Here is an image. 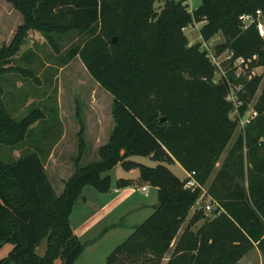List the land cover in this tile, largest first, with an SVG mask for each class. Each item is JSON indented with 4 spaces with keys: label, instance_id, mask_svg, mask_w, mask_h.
I'll use <instances>...</instances> for the list:
<instances>
[{
    "label": "trees",
    "instance_id": "trees-1",
    "mask_svg": "<svg viewBox=\"0 0 264 264\" xmlns=\"http://www.w3.org/2000/svg\"><path fill=\"white\" fill-rule=\"evenodd\" d=\"M8 1L23 21L11 40L0 45V143L12 150L25 146L12 161L0 159V246L12 245L0 264H55L56 260L73 264L83 243L69 215L74 203L85 199L81 194L85 184L98 191L113 185L157 187L154 210L109 252L105 264H159L174 239L165 264H235L253 244L264 257V82L262 108L244 125L243 135L236 136L208 182V192L223 211L193 230L190 225L201 217V211H194L176 238L199 190L183 188L182 179L163 163L175 159L203 182L236 125V119L227 115L231 103L223 97L226 83L212 82L214 65L199 42L187 43L182 28L201 22L198 33L203 40L220 32L223 41L214 44V52L231 50L245 59L249 69L264 62V41L254 25L241 29L237 15L257 7L264 11V0H199L190 10L184 0ZM29 29L38 30L56 49L54 35L75 30L78 39L59 65L78 55L114 98L115 123L98 148V159L80 163L85 148L80 127L74 170L59 193L44 165L62 131L57 104L36 105L14 117L4 98L8 91L1 85L15 84L13 73L38 81L31 67L13 63ZM34 55L31 50L22 52L18 61ZM241 76L235 79L241 82ZM258 79L252 75L243 83L253 90ZM243 108L244 104L238 106L240 113ZM38 125L39 137L26 141ZM243 145L245 169L240 156ZM132 155L149 156L157 163L147 165ZM118 163L127 170L138 168L137 178L118 177L112 183L107 171ZM46 235L48 246L41 256L37 247Z\"/></svg>",
    "mask_w": 264,
    "mask_h": 264
},
{
    "label": "rangeland",
    "instance_id": "rangeland-1",
    "mask_svg": "<svg viewBox=\"0 0 264 264\" xmlns=\"http://www.w3.org/2000/svg\"><path fill=\"white\" fill-rule=\"evenodd\" d=\"M184 1L186 2V8L188 9H191L192 5H194L196 1L197 3H199V0ZM8 4L10 6L12 5L9 1ZM6 5L7 4L5 3V0H0V13H2L0 15H3V18L7 14V11H5ZM257 8H260L262 12V19L264 20V11L261 9V7ZM6 22H10V20L7 19ZM200 24L201 22L199 21L187 24L182 28V31L187 38L188 44L199 42L200 48L206 50L211 55L215 51L214 44L220 41L222 42L223 37L220 32H216L209 36L206 40L201 39L198 33ZM3 26H1L0 28V45L2 43H8L5 41L6 34L5 28ZM78 36L79 35L75 30L62 35L55 34L54 38L58 43L57 49L49 44L45 38L41 43H33V46L36 49L37 53H35V56H33L34 60H31L28 63L22 60L21 62H19L20 60L18 61V51L15 54L17 58H15L13 63H21L25 67H31L35 74V71L41 72L40 78L37 76L38 81H36L33 77H25L20 73H13L14 78L18 77V79L22 80L23 84L19 85V87L17 88H12L9 86L6 88L3 82L1 84L3 88L7 89L8 91L7 95L4 96V98L6 99V103L8 104V109L10 110L11 114L17 118H20L28 113V111L36 105L42 106L47 103H56L59 107V100L62 110L63 112H65V141L63 142V146L59 147L56 151L55 157L53 154L50 158L46 157L44 161L46 172L49 175L48 177L52 181V184L57 191L62 190L63 185L61 183H64V180L74 170L73 158L78 151V140L80 136L77 132L79 131L80 127H82L81 138H83L85 143V148L80 163L84 164L89 160H95L99 157L98 148L101 144L105 143L108 140L115 123L113 118V94L106 90L90 75L78 55H74L69 60L67 65H61L62 67H59L61 69L53 65L57 64L59 66L61 57L66 56L67 49H69V47L73 45L75 40L78 39ZM29 46L30 41H28V39L26 38L24 43L21 44L19 50H21L22 52H28V50L33 51L32 49H30L32 46ZM223 54L224 53H221V56L218 54L215 58H210L211 60H220V67H217L214 64L215 70L213 71V76L211 78L212 82L225 83V79H227L230 83L238 81L233 78L231 67L225 62V60L222 59V57L224 56ZM261 55L262 60H264V53ZM259 59L261 60L260 56H256V60L258 61ZM47 62H49L50 64H46ZM53 68L56 70L59 69L57 77L55 79L49 75L52 71H54ZM241 75V82H239L242 84V87H240L238 90L234 88L233 96H237L239 98V105L244 104V108L240 113L241 116L249 117L253 110L257 114L259 112V109L262 108L259 107V97L261 93V86L264 82V62L260 61L259 63L251 66L249 69L245 68L244 71H242ZM252 75H258L259 79L255 88L253 90H250L244 85L243 82L244 80L249 79ZM52 78L53 80H51ZM29 95L32 96V99L30 101H26L27 98L30 97ZM38 98L41 99L37 100ZM30 102L34 103L29 104ZM263 110L264 107L261 109V111ZM50 113L53 114L54 112ZM244 125L245 124H240L239 120H237L231 137L229 138L223 150L218 155L210 173L207 175L203 182H199L201 186V189H199V191L203 192L201 198L203 199V201L208 198V196L212 200L217 201L207 190L208 182H210L221 161L227 155L228 149L233 145L236 136L238 134L243 135ZM39 132L40 125L33 128V130L26 135L25 140L27 141L28 139H30V141H32L33 139L38 138ZM52 135H54V132L52 133ZM51 139H53V137L49 139L47 138L48 141H51ZM24 146L25 143L17 145L18 149L16 152L18 154L23 152ZM12 148V146L0 143V159L4 161H12L13 159H15V157L13 156L16 155V153L12 150ZM49 150L51 152L53 151V145ZM240 154L242 167L243 169H245L247 163L245 161L244 145L240 149ZM130 158L141 161L147 165H155L157 163L149 156L132 155ZM163 163L168 164L175 175H177L178 177L184 175V170L177 163H168L167 161H164ZM107 172L114 180H116L118 177L133 178L132 176H138L139 174L138 168L127 170L120 164L114 165ZM106 192L107 191H98L91 184L83 185L81 194L85 199L83 201L74 203L72 212L69 215L71 216L69 222H71V224L75 226L79 221H84L87 217L89 218L92 215L93 211L98 209L99 206L105 201V199L109 197L110 193L108 194ZM144 194L143 191L135 189L129 199L132 201L143 200L146 202V207H138L137 209L129 211L122 215L124 213L122 211L126 209L128 204L127 202L125 203V206L121 204L117 209L110 212L100 222L93 226L87 232L86 236L80 238L81 242L83 243V249L75 258L73 264H105V258L109 254V252L116 245L121 243L132 232L134 227L142 222L157 205L158 198L157 190L155 189V187H148V190ZM193 212L194 211L189 208L188 213L185 215L183 221L178 227L175 238L178 236ZM200 214L201 217H198L190 225L191 229L194 230L205 219L212 217L206 211H201ZM174 243L175 239L172 242L170 248L165 252L159 264H165L173 249ZM11 246L12 245L9 242H4L0 246V258L7 255ZM55 264H58V260H56ZM235 264H264V257L257 246L253 244V246H251L236 261Z\"/></svg>",
    "mask_w": 264,
    "mask_h": 264
},
{
    "label": "crops",
    "instance_id": "crops-1",
    "mask_svg": "<svg viewBox=\"0 0 264 264\" xmlns=\"http://www.w3.org/2000/svg\"><path fill=\"white\" fill-rule=\"evenodd\" d=\"M5 3L7 4L6 5V9L5 11H7L6 13V16L3 18V15H0V28L1 26H3L5 28V41L6 42H9L10 39L12 38L15 30H16V27L18 24L22 23L23 21V17H22V14L20 13V11H18L17 9H15L12 5L10 6L8 4V0H5ZM198 4L197 1L196 3H194V5H192V8H194V6ZM191 8V9H192ZM188 9V8H187ZM190 10V9H188ZM2 14V13H0ZM10 20V22H6V20ZM5 21V22H4ZM7 32V33H6ZM27 39L28 41H30V46L31 47L30 49H32L34 52L33 53H37L36 52V49L34 48L33 46V43H41L44 39L43 35L36 29H29L28 30V34H27ZM22 51L19 50L18 54H17V57H20V54ZM19 55V56H18ZM38 55V54H37ZM35 56V55H34ZM33 57V56H32ZM38 57V56H37ZM31 60H34V59H30V60H23L24 62H30ZM69 62V61H68ZM67 62V63H68ZM82 62V61H81ZM49 62H47L46 64H48ZM67 63L63 64L64 66L67 65ZM50 64V63H49ZM55 67H62L61 65H57V64H53ZM84 65V64H83ZM43 66V65H42ZM61 69V68H59ZM59 69H54V71H52L49 75L51 77H53L54 79L57 77V73H58V70ZM36 72V75L40 78V75H41V72ZM53 78L51 80H53ZM14 82L15 84H12L10 86H12L13 88H17L19 87V85L23 84L22 83V80L18 79V77L14 78ZM9 86V87H10ZM30 96V95H29ZM32 96L28 97L26 101H30L32 98ZM41 98H38L37 100H39ZM58 111H57V117H58V120L61 124V134L60 136L58 137V139L54 142L53 144V153H49V158L51 157V155L54 154V157H55V153L56 151L58 150L59 147L63 146V142L65 141V135H66V121H65V118H64V115H65V112H63L62 110V107H61V104L58 100ZM58 130V129H57ZM57 130H56V133H57ZM13 151H15L16 155L14 156H18V153L16 152L17 149H14ZM98 159V158H97ZM169 163V162H168ZM170 163H177L179 165V163L174 159V161L170 162ZM119 164V163H118ZM169 168L170 166L168 164H166ZM181 167V166H180ZM171 169V168H170ZM183 169V168H182ZM172 170V169H171ZM184 172H185V169H183ZM139 173V171H138ZM49 176V175H48ZM137 175H134L132 176L133 178H137L136 177ZM177 176V175H176ZM184 176V175H183ZM183 176L179 177V178H182ZM178 177V176H177ZM112 178V177H111ZM50 179V178H49ZM114 179L112 178V183H114ZM52 182V181H51ZM63 185V182L61 183ZM134 185V184H133ZM147 190H148V187H151L152 185L150 184H147ZM141 185H134V186H126V187H121V188H117L115 187L114 185L106 192V193H110L109 197L105 199V201L99 206L98 209L94 210L92 215L88 218H86L84 221H79L77 223V225L72 226V229L73 231L76 233V235L78 236V238H82L83 236H86L87 235V232L93 227L95 226L98 222H100L104 217H106L110 212H112L113 210L117 209L121 204H123L124 206L126 205L125 203L127 202L128 206L126 207V209L122 212H124L122 215H124L125 213L129 212V211H133L135 209H137L138 207H146V202L141 200V201H135V200H130L129 198L131 197L133 191L136 190H141L140 188ZM155 187V189L157 190V187L156 186H153ZM55 189V188H54ZM143 191V194L146 193V191ZM55 191L57 193H59L61 190L57 191L55 189ZM145 195V194H144ZM129 199V200H128ZM128 200V201H127ZM74 207V206H73ZM72 207V208H73ZM72 212V211H71ZM71 214V213H70ZM70 217L69 216V221H70Z\"/></svg>",
    "mask_w": 264,
    "mask_h": 264
},
{
    "label": "built area",
    "instance_id": "built-area-1",
    "mask_svg": "<svg viewBox=\"0 0 264 264\" xmlns=\"http://www.w3.org/2000/svg\"><path fill=\"white\" fill-rule=\"evenodd\" d=\"M238 25L241 29L247 27L248 25H254L256 32L260 38L264 41V20L262 19V12L260 8H255L253 11H243L237 15ZM206 51V50H205ZM221 53H224L222 59L231 67L233 78H237L242 74V71L245 69V59L239 55H233L231 50L224 49L219 53L213 52V54H209L206 51L207 56L210 58H215L218 54L221 56ZM210 62L217 67H220V60H211ZM215 70V66H214ZM226 83V92L224 94V99L231 103V108L228 110L227 115L230 119L239 120L240 124H246L249 122L251 118L254 117L256 112L253 110L249 117H242L240 112L238 111V106L240 104V100L237 96H233V89L238 90L242 87V84L238 81L229 82L225 79ZM239 103V104H238ZM234 113V114H232ZM236 120V122H237ZM243 126V125H242ZM241 126V127H242ZM182 179V187L193 190L195 188L201 189L199 181L194 176L193 170H185L184 176ZM147 183L142 184L140 186L141 190H147ZM203 192L198 193L194 201L190 205V209L192 211H206L211 216H215L221 211H223L222 207L218 204L217 201L212 200L209 196L204 201L202 198ZM212 213V214H211Z\"/></svg>",
    "mask_w": 264,
    "mask_h": 264
},
{
    "label": "water",
    "instance_id": "water-1",
    "mask_svg": "<svg viewBox=\"0 0 264 264\" xmlns=\"http://www.w3.org/2000/svg\"><path fill=\"white\" fill-rule=\"evenodd\" d=\"M48 246V235L44 236L37 247V253L41 256L45 255Z\"/></svg>",
    "mask_w": 264,
    "mask_h": 264
}]
</instances>
